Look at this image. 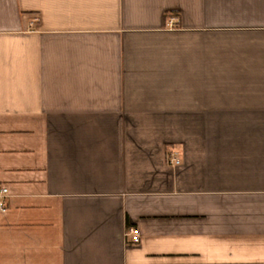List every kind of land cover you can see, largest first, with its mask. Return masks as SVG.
Wrapping results in <instances>:
<instances>
[{"label": "crops", "instance_id": "crops-1", "mask_svg": "<svg viewBox=\"0 0 264 264\" xmlns=\"http://www.w3.org/2000/svg\"><path fill=\"white\" fill-rule=\"evenodd\" d=\"M0 187V264H264V0H0Z\"/></svg>", "mask_w": 264, "mask_h": 264}, {"label": "built area", "instance_id": "built-area-1", "mask_svg": "<svg viewBox=\"0 0 264 264\" xmlns=\"http://www.w3.org/2000/svg\"><path fill=\"white\" fill-rule=\"evenodd\" d=\"M169 162L173 165L179 164V159L177 154L171 153L169 156ZM9 199V191L0 187V212L3 213L7 210V202ZM127 237L129 239V243L132 245H137L141 242V232L138 228H129L127 231Z\"/></svg>", "mask_w": 264, "mask_h": 264}]
</instances>
